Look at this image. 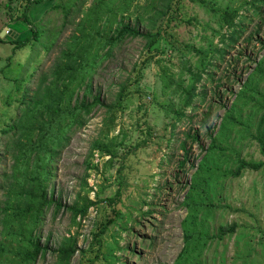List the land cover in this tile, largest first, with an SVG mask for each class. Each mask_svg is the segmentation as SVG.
<instances>
[{
	"label": "rangeland",
	"instance_id": "374dc122",
	"mask_svg": "<svg viewBox=\"0 0 264 264\" xmlns=\"http://www.w3.org/2000/svg\"><path fill=\"white\" fill-rule=\"evenodd\" d=\"M94 1L88 0L87 4ZM253 1L132 0L124 14L140 31L164 30L169 39H178L179 48L190 44L206 49L207 37L203 34H207L225 52L220 59L216 58L217 54L211 58L215 64L207 70L214 73L213 77L204 74L198 83L204 97L196 98L191 106L184 104L186 116L178 122L169 141L166 135L161 137L165 108L173 104L172 92L179 91L182 96V90L176 83L163 88L162 65L177 79L183 62L177 57L170 60L174 50L168 49L165 54L157 50L148 52L140 36H126L114 48L94 76L96 91L99 86L102 96L112 99L119 84L126 81L134 95L124 102L116 117L107 116L103 106L95 107L87 123L53 157L48 191L61 206L59 209L54 204L48 206L32 228L41 245H47L44 253H38L34 264H56L54 249L72 237L77 250L70 264H178L185 244L182 222L190 212L186 202L198 208L196 223L201 225L195 224V229L209 232L203 240L205 243L195 252L197 264H264V168H244L236 173L238 163L233 161L237 155L233 150L245 160L264 159L258 142L250 135V131H256L258 117L262 115L257 112V102L264 101V72L256 68L257 63L264 68V2L256 0L261 6L255 11ZM24 3L25 0H0V33L5 30L1 38L19 39L20 32L26 37L29 25L13 20L21 15ZM32 7V26L41 21L46 23L47 31L54 27L59 30L65 21L63 12L51 9L49 2ZM233 11H236V16H232L236 25L222 27L230 39L221 42L219 35L212 34L211 27H218L219 15ZM79 19L73 9L50 51L41 47L49 43L48 34L34 40V47L29 43L19 51L0 40V128L7 117L19 113L20 95L26 86L30 94L40 72L44 73L61 58L66 39ZM158 44L167 46L164 39ZM191 52L186 57L196 60L195 49ZM18 59L22 61L19 64ZM140 67L142 70H138ZM22 72L25 85L17 88L19 83L12 79L20 78ZM247 78L258 94L245 91L243 82ZM139 103H145L146 109L139 108ZM207 111L209 115L202 122ZM229 111L241 124L227 120ZM220 128L223 129L221 145L232 148L224 149L230 159L221 162L211 178L196 173V180L209 181L205 182L207 192L203 193L198 187L192 188L191 178L210 142L209 134ZM194 131L197 139L188 135ZM94 141H100L102 149L91 151ZM181 141L187 143L186 156ZM5 143L0 135V180L4 166L12 163L11 159L5 160L8 159L5 152L9 153ZM186 194L190 197H185ZM79 195H87L95 204L74 221L69 207ZM3 199L0 195V207ZM232 225L234 229L224 232L223 238L214 234L221 226ZM15 227L30 232V226L21 222ZM19 239V235H2L3 241L18 243Z\"/></svg>",
	"mask_w": 264,
	"mask_h": 264
},
{
	"label": "trees",
	"instance_id": "16d2710c",
	"mask_svg": "<svg viewBox=\"0 0 264 264\" xmlns=\"http://www.w3.org/2000/svg\"><path fill=\"white\" fill-rule=\"evenodd\" d=\"M87 1L25 0L24 6L22 5V10L19 12L21 15L17 18H15L16 16L13 17V20L29 25L30 30L26 29V37H22L21 32L17 35L19 39H13L9 36L5 40L6 36L4 39L0 36L1 42H9L13 46V50L19 51L29 43L31 47H34V40L38 37L40 40L44 34H48L49 43L41 44V47H47V51H50L53 43L59 40V31L67 24L73 9L80 17L75 30L66 39V48L61 51V58H58L44 73H42L43 70L40 72L41 76L30 94L28 92L29 87L26 86L25 92L23 91L20 95L19 113L7 117V122L0 128V135L4 136L7 142L5 146L9 151V153L5 152L4 154V156L8 155V159L5 160H12L9 166H4L0 180V195L4 198L3 207H0V264H10L7 260L12 261L13 264H34L37 261L38 253L45 252L47 245H41L40 240L35 236L36 234H32V228L40 221L48 206L54 204L57 209L61 206V202L48 191V181L51 180L50 176L52 177L50 166L53 157L59 151L60 146L68 142L69 137L87 123L95 107L103 106L106 108L107 116L112 114L113 117H116L118 112L124 108V102L131 100L134 91L126 81L119 84V90L112 99L104 98L99 86H97L96 91V86L93 83L98 67L105 62L114 48L126 36L142 37L148 52L157 50L161 54H165L168 49L174 50L170 60L172 61L173 57H177L183 62L177 79H174L168 68L162 65L165 78L163 88L167 89L171 84L176 83L177 87L182 90V96H179V91L172 92L171 102L173 104L169 105L171 108H165L166 115L163 116L165 126L162 130L164 135L161 137L166 135L169 141L178 122L186 116L184 104L191 106L196 98L204 97V92L199 88L198 83L204 78V74H207L208 78L213 77L214 73H209L207 70L209 66L215 64L211 58L217 54L216 58L220 59L225 52L218 46V43H213L207 34H203L207 37L206 49L195 48L190 44H185L184 48H179L176 45L178 39L174 37L169 39L168 35L164 34V30L140 31L137 25L130 23L128 15L124 14L132 0H95L89 5ZM260 1L264 2V0ZM47 2L51 4V9H60L63 12L62 17L65 21L59 30H54L56 28L54 27L50 29L51 31H47L46 23L41 21H37L32 26L34 23L31 16L32 5ZM260 4L256 0L253 1V9L258 11ZM170 5L168 4V9L171 8ZM85 6L87 7L85 8ZM232 16H236V11L219 15L218 27H211L212 34L219 35L221 42L230 39L228 35L222 32V27L225 24L228 26L236 25L235 22L237 21ZM161 39L167 42L166 48L159 47L158 42ZM191 49H195L196 60L186 57L192 53ZM33 61L34 58L31 57L30 63ZM21 62L19 60L17 64ZM190 62L192 65L189 64ZM256 68L259 72H264L261 63H257ZM138 70H142V68L140 67ZM32 71L34 69L29 73L30 77L33 74ZM19 77L12 79V81L19 83L17 88L22 84L25 85L26 81L23 72ZM135 78L139 81L138 77ZM243 85L246 92H251L253 95L258 94L253 85L249 83L248 78L243 82ZM175 101H177L176 106L174 105ZM243 102L246 103L247 101ZM137 106L146 109L145 103H139ZM257 112L262 113V115L258 117L256 131H250V135L258 142L260 151L264 154V101L262 103L257 102ZM208 115L209 112L207 111L202 122L206 121ZM226 116L227 120L233 124H241V121L237 120L232 111H229ZM222 124L224 126V123ZM222 128L209 134L210 142L191 178L192 188L198 187L203 193L207 192L205 182L208 183L209 181L206 179H202L205 180L204 182L196 180L194 178L196 173L200 174V177L207 175L211 178L215 175L220 163L230 159L224 149L232 148L221 145ZM188 135L194 139L198 138L195 131L189 132ZM101 145L100 141H94L91 151L95 148L102 149ZM186 145V141H181V148H183L185 156L188 153ZM233 151L234 154H237L236 159L233 160L238 163L236 173H240L244 168L253 170L264 168V159L245 160L239 152ZM182 164L183 162L180 161V165ZM121 179L124 181V178ZM120 190L121 188L118 189L117 195L120 194ZM51 191L53 190L51 189ZM185 197L189 198L190 195L187 196L186 194ZM186 203L190 206V212L182 222L185 244L179 254L178 264H197L195 252L205 243L203 240L206 239L209 232L203 229H195V224L201 225L200 222L196 223L198 208L192 206L191 203ZM94 204L95 202L91 201L87 195H79L69 207L73 214V220L75 221L78 215H85L88 208ZM194 204L197 205L198 203L194 202ZM198 205L204 206L201 203ZM206 205L211 206V203H206ZM18 222L30 226L29 234L16 229L15 226ZM233 229L234 225L230 227L221 226L219 231L214 234L221 235L219 237L223 238L224 232ZM2 235H19L20 239L18 243L3 241ZM76 250L74 238L65 239L54 249L56 264H70Z\"/></svg>",
	"mask_w": 264,
	"mask_h": 264
},
{
	"label": "water",
	"instance_id": "95a60500",
	"mask_svg": "<svg viewBox=\"0 0 264 264\" xmlns=\"http://www.w3.org/2000/svg\"><path fill=\"white\" fill-rule=\"evenodd\" d=\"M5 34V30H3L1 33H0V36H3Z\"/></svg>",
	"mask_w": 264,
	"mask_h": 264
}]
</instances>
